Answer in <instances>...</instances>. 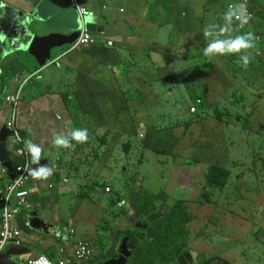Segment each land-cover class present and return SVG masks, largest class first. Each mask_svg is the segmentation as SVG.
<instances>
[{"label":"crops","instance_id":"1","mask_svg":"<svg viewBox=\"0 0 264 264\" xmlns=\"http://www.w3.org/2000/svg\"><path fill=\"white\" fill-rule=\"evenodd\" d=\"M32 1L34 0H0V106L4 110L5 118L3 120L6 122L9 119V114L5 107V96L14 93L22 85L25 93L29 90L24 98L26 102L21 101L20 104L18 125L23 138L32 140L43 150L39 162L33 163L35 169L49 167L54 171L55 168V173L52 172V175L46 180L40 179L37 182L29 183L32 192L31 200L39 208V216L42 219L46 217L48 220L44 219V221L51 225L49 235L34 231L28 226V212L13 209L15 216L13 224L21 229L22 237L26 242L20 246L9 244L4 250H11V245L15 249L24 248L27 250L26 254L13 259L16 264H25L29 258L39 254H44L55 261L70 256L75 243L85 239V235L78 232L83 217L90 216V222H92L91 215L93 213L86 211L88 203H85L80 196V193L84 192L80 185L87 180V174L69 176L65 160H68L67 158L71 155L68 154L61 163L63 148L57 147L53 143L56 135L67 134L72 130L71 125L66 124L56 127L58 122H56L55 116L57 119L60 118L59 121H62L67 112L69 116L79 113L74 109L72 103L66 105L63 96L69 95V100L75 103L81 99L82 103L90 104L83 108V111L88 114L98 117L109 112L114 114V107L106 102L114 103L118 100L115 95H109L103 91L104 89L107 91L106 88L109 86L111 88L113 79H110V70L113 71V77L117 78L118 85L121 87L127 83V88L130 87V84L129 79H125V75L127 71H130L133 79L130 81L137 82V86H139L140 79H145L151 84L158 102L161 93L157 90V85L169 83L170 86H173L179 82L175 58L177 59L178 55L188 54L189 49L184 45L188 46L196 38V35L191 32L193 27L189 21L183 17H179V19L177 17L179 12H182L178 7L187 5V0H79L83 5H88L89 18L92 19L93 24L98 26L99 33H91L96 45L89 49L69 52L57 59L52 58L48 66L41 68L28 51L12 50L2 44L6 38L1 34L9 31V26L12 23H15L16 26L24 25L22 18H19L20 13L33 14ZM64 1L69 4L68 0ZM194 1L196 2V0ZM254 1L256 7L253 1L252 5L255 9V17H257L264 11V0ZM182 14L190 15L186 11ZM257 23V25L253 23L249 30L254 27L256 32L253 34L254 37L262 36L264 39V24L259 19H257ZM221 27L223 25L220 26L218 32ZM224 28H228L234 36L232 29L235 28L229 19H227ZM235 31L239 32L237 28ZM50 33L52 32L46 31L44 34ZM203 38L204 36L202 40ZM184 41L190 42L186 44ZM181 50L185 51L181 52ZM198 51L200 52V50ZM101 60L105 61V66L99 63ZM52 67L57 69L55 75L50 71ZM89 72L91 74L96 72L93 75L95 78ZM83 73L90 76L86 77ZM123 80H126L125 83ZM52 84L57 86L54 91L49 90ZM87 93L88 95H86ZM124 95L125 98H128L127 102H130V95ZM138 97L139 95L134 94L132 102L139 104ZM79 111L83 113L82 110ZM103 130L101 129L99 132ZM7 144L11 152L16 147L15 142L10 138ZM0 165L2 164L0 163ZM81 166L83 167V164ZM57 169L61 171L57 172ZM80 175L83 177H79ZM64 177L69 178L68 184L61 182ZM71 180L79 185L74 186L73 192L76 196H72L73 193L69 187ZM52 181H55V186L53 189H49L48 185ZM0 184L5 187L8 180L2 179ZM75 200H77L76 204H73ZM108 205H110L109 202ZM94 207L97 206L94 205L93 209H95ZM103 207L108 208L107 205ZM118 208L121 209L119 214L122 210L126 211L127 203L125 201L119 203ZM97 210L100 215L104 211L101 206ZM88 211L90 212V209ZM164 212V209H161L163 215ZM2 213L3 205L0 203V231ZM257 215L264 217V207L259 209ZM257 221L261 224L257 222L255 232L250 235L241 232L231 239L234 242V247L228 243L218 244L221 241L218 236L213 237L216 238L217 243L213 238H203V241L200 242L198 240L201 237H194L188 249L183 253H192L193 257L191 256V258H193L194 264H200L201 259L204 260L202 264H209L208 262L215 259L221 260L218 264H264V219ZM197 226L194 224L192 229ZM216 229L215 226L214 230ZM97 232L99 229L94 231L95 234ZM114 241L117 242L116 239H113L107 243L104 255L100 258L99 255H96L97 248L95 247V256L89 264L101 261L109 250L116 249L118 243L116 244ZM236 246L243 247V251H235Z\"/></svg>","mask_w":264,"mask_h":264},{"label":"trees","instance_id":"2","mask_svg":"<svg viewBox=\"0 0 264 264\" xmlns=\"http://www.w3.org/2000/svg\"><path fill=\"white\" fill-rule=\"evenodd\" d=\"M188 1L189 0H187V4ZM227 2L228 0H217V2L213 4L210 3L214 8L216 6H219L216 11L220 13L215 14V12H212L214 13V15H217V18L212 25V27H214L215 29L211 31V37H213L214 35H218L219 28L216 29V27H220L222 25L224 27L227 23L228 18L224 13V10H226L225 8L227 7ZM86 6L88 5L86 4ZM186 11L188 12L187 9ZM202 12L205 15H201L200 12H197L198 16H195L197 18V21H200L199 18L202 19L206 16L207 13H209L205 12L204 10ZM261 14H264V11H262ZM179 16L180 18L183 17L185 19H188V17L183 15L182 12H179ZM191 27H193L194 30L196 28V24L193 23V26L191 25ZM249 31L250 30L239 31L234 34L233 38L236 35L250 33ZM263 43L264 39L261 44L253 42L254 47L248 50L247 53H254L255 55H257L256 52L257 50L261 49ZM247 53L242 52L239 54H230V57L232 59L230 60V62L232 63L234 69V73L232 72L233 74H237L240 69H243V77L247 79L243 82H245L246 87L249 88L246 90H248L249 92L248 94L250 101L253 100L251 107L247 109V107L245 106V111L238 112L236 110L233 111L227 106L222 107L220 105H215L217 103L215 100L223 94H226L229 91V88L224 86L225 77L219 69L221 67L218 64L209 63L210 67L206 69L202 68V71H200L198 74V82L201 92L199 94L193 95L195 101L191 105L197 108V113L194 114V116L190 117L192 119L184 125L180 123L174 126L176 135H172V139L175 143L173 146L174 149L172 150L173 156H176V154H178L177 156L187 157L186 154L181 151V148L176 149L179 145H177V140L178 137L182 135V131L188 136L189 141L192 140L190 137L193 138V136L195 135H201L206 132H209L212 135H226L227 138V134H225L224 128H229L232 125L236 126L241 123V127L248 134H253V131L250 127L251 117L257 115V109L260 110L261 100H264V54L262 56H257V59H250L249 57L250 62L247 67H244L243 62L240 60V57ZM219 57L227 59L224 55H220ZM104 60L106 61L107 59ZM104 60H101L99 62L102 66H105ZM238 62L242 64L240 65V67H237V65L239 64ZM110 71V79H113L111 88L109 86L106 88L107 91L105 89L103 91L104 93H107L109 95H115L116 99L118 100L114 103L110 101L106 103L114 107V115H116L119 120L114 121L116 120L114 117L113 120L109 122L106 121L107 127L104 131L99 133H96V131H98L99 129L96 130L93 128L101 126L103 124L102 119L104 118H102L101 120H96L94 126H91V130H93L95 134L94 139L96 144L94 145L92 143H88V141L86 143H77L73 140L72 144L74 145V148L62 149L64 153L63 155H61V163L64 159L67 158L68 154L71 155L69 156V158H67L68 160H65L66 171L68 172L69 176L72 174H87L86 169L90 167H98L100 169L98 174L96 173V171L95 173L93 172L95 176L94 179L90 178L89 180L91 181L87 182L86 180L84 182L87 184L80 185L82 191H84V189L88 190V192L80 193L81 199H83L85 202L89 201V194L97 191L100 188H103L105 192V188L110 185V194L113 195L112 200L109 202L111 208H114L116 205L118 206L119 203L125 201L127 203L129 211H134L138 215L139 219H146L150 214L157 212L161 208L164 209V215L157 221L152 223L148 227L146 234L143 236L142 234L144 231H140L135 228L131 229L132 224L130 223V220L128 218V212L122 210L120 211V214H118L120 217H122V221L121 228H118L117 230L119 232H121L122 229L124 230V236L122 237V239L125 237L128 238V247L133 251V256L131 257L130 264L175 263L179 256L186 249H188V247L190 246V242L195 237L196 234L192 232L191 229L192 226H194V224H196L197 222L203 221V227L208 229L210 231V234L214 230L215 226H219L220 224L224 223L230 228L231 232L228 234V236L232 239H234L238 233L245 232V230L243 229V222H249L247 219H249L251 213L254 212L255 214H257V212H259V209L264 207V203L262 202L264 198V186L262 184L255 185L254 182H251L248 177H245V173H238L239 175H237L233 171L229 164L234 165L235 163H232L229 156L225 158V155H227L226 149L229 145L228 142V144L226 143L224 150V161L222 163L224 164V166L217 163L210 165V167L207 169L205 168V165L201 175L199 176V179L195 181L196 189L192 191V195L188 200H172V203L169 204L167 203V195L151 194L144 191L145 189H143L142 187L138 190L132 191V187H130L132 182L130 181V179H124L127 184L125 186H128V191L125 195L122 196L123 192L121 193L120 187L117 189L116 183L113 185L110 182L100 183L98 181L97 177L99 176L100 172L104 168H110V160L113 158L116 152V149H111L116 136L121 138L122 135L126 134L137 135V130H134V127H139L137 119H145L146 117H148V108H151L157 103L154 90L151 88V84L147 80L140 79L139 86H137V82L130 81L132 79L131 73L130 71H127L125 79H129L130 87H126V80H123L125 84L120 87L118 85L117 78L113 77V71ZM95 73L96 72L91 74L89 72V74L93 78H95V76H93L95 75ZM83 74H85L86 77L90 76L87 73ZM133 92L136 96L139 95V104H137L136 102H132L134 99ZM233 92L234 89L231 93L232 95ZM124 94L130 95V102H127L128 98H125ZM86 95H88V93ZM246 95V93L245 95L242 94L241 98H246ZM63 98L66 100V105L72 103L74 109L79 113H82L79 110L83 111V108L85 106L90 105L82 103L81 99H79L75 103L72 100H69V95H65L63 96ZM137 105H139V108H137ZM210 106L214 107L213 117H210L207 113V109ZM252 110L253 112H251ZM260 111L263 112L264 110ZM82 114L84 115L87 124L89 125L88 113L83 111ZM73 115L76 114H72V116ZM237 118H239V121L237 120ZM75 119L77 118H74V120ZM74 128L76 129V127ZM177 130H179V134H177ZM219 130L221 131L217 133ZM119 144H121V148L125 150L126 154L128 152L127 156H129L131 148L134 147V144H132L130 141L121 143V140L118 143L117 147L119 146ZM90 148L93 150L92 154H88L87 150H90ZM190 154L191 150L189 155ZM261 155L264 156L263 154ZM81 164H83V167L81 166ZM122 172L126 174L128 172L127 168L123 167ZM79 177L83 176L80 175ZM107 177L108 175H106L104 179ZM128 182L130 185H128ZM94 205L95 204H91L92 208ZM96 206L97 207H94V212H92L93 214L91 215L92 222H90V216L87 217L89 219L83 217L82 220L88 225H92L95 231L103 228L104 231L110 232L111 234L114 228H110L109 221L105 219L107 212L103 211L100 215L97 210L100 205ZM254 208L257 209L254 210ZM238 218H240V221L237 220ZM81 240L89 241L90 244L95 247L93 243L86 237L85 239ZM151 247L152 250H150ZM220 261L221 260L215 259L208 263L218 264V262Z\"/></svg>","mask_w":264,"mask_h":264},{"label":"rangeland","instance_id":"3","mask_svg":"<svg viewBox=\"0 0 264 264\" xmlns=\"http://www.w3.org/2000/svg\"><path fill=\"white\" fill-rule=\"evenodd\" d=\"M229 1L231 0H228V2ZM252 1L254 6L256 7V2L254 0ZM215 2H217V0H196V2L194 0H189L187 5L178 7L182 12H185L186 8L189 9L188 13L190 15H186L188 17V19L186 20L189 21L192 26L193 23L196 24V28L191 31L192 34L196 35V38L193 39L188 46L184 45L185 48L189 49L188 54L178 55L177 59L175 58V60H177L176 68L179 72V82L177 84H174L173 86H170L169 83L157 85V90L161 93L160 99L154 106L148 108V117H146L145 119H137L139 127H134V130H137V135L126 134L122 135L121 138L116 136V139L111 148L116 149V152L113 158L110 160V168H104L100 172L97 179L100 183L110 182L113 185L116 183L117 189L120 187L121 193L123 192L122 196L125 195L128 191V186H125L127 184L124 179H130L132 183L130 185L128 182V185L132 187V191L138 190L142 187L143 189H145L144 191L151 194L167 195V203L169 204L172 203V200L190 199L192 191L196 189L195 181L199 179V176L201 175L205 165V168L207 169L210 167V165L217 163L224 166V164L222 163L224 161V150L227 142L229 143V145L226 149L227 155H225V158L229 156L232 163H235L234 165L229 164L233 171L237 175H239L238 173H245V177H248L249 180L251 182H254L255 185L262 184L264 186V156L261 155H264V111H260L264 110V100H261L260 110L257 109V115L251 117L250 127L253 131V134H248L241 127V123L236 126L232 125L229 128H224V132L225 134H227V138L226 135H212L209 132H206L201 135H195L193 136V138L190 137L192 140L189 141L188 136L182 131V135L178 137L177 145H179L176 149L181 148V151L184 152L187 157L177 156L178 154H176V156H173L172 154V150L174 149L173 146L175 144L172 139V135H176L174 126L180 123L184 125L192 119L190 117L194 116L189 113V108L195 101L192 96L201 92L198 82V74L200 71H202V68L206 69L210 67L211 63L218 64L221 67L219 68L221 73L225 77L224 86L229 88V91L226 94H223L215 100L217 102L215 105H220L222 107L227 106L233 111L236 110L238 112L245 111V106L248 109L252 105L253 100L250 101L248 94L249 92L248 90H246L249 88L246 87V83L243 82L247 80L245 79V77H243V69H240L237 74H233L234 69L232 63L230 62V60H232L230 57L231 55H224L227 58L225 59L219 57V54H202L204 53V49L212 40L216 38H233V34L229 31L228 28L226 36L218 37V35H214L213 37H205V29L210 33L215 29L214 27H212V25L214 24L217 15H214V13L212 12H215V14H220L216 11L219 6H216L214 8L212 5ZM203 10L209 13H207L206 16L202 19L199 18L200 21H197V18L195 17L198 16L197 12H200V14L202 15ZM177 17L179 19V14L177 15ZM257 19H259V21L264 24V14L260 16L258 15L254 18V25L258 24ZM218 28L220 27H216V29ZM235 29H232V32L234 34L237 33ZM249 32L252 34H256L254 27ZM203 36L204 38L202 40ZM189 42L190 41H184V43L186 44H188ZM68 49L69 48L54 50L52 58H59ZM198 50H200V52ZM259 50L262 51L263 55L264 43ZM183 51L185 50H181V52ZM247 55L250 57V59H257V55H255L254 53H247ZM240 65L242 64L239 63L237 67H240ZM229 66L231 71L229 70ZM50 71L54 75L57 73V69L55 67H52ZM56 88L57 86L55 84H52L49 90L54 91ZM233 89L234 92L232 95L231 93ZM28 92L29 90H27L26 93L24 91L21 98L22 102H26L24 98L27 96ZM243 92L247 94L246 98H241L242 94L245 95V93ZM251 112H253V110ZM207 113L210 117H213L214 107L210 106L207 109ZM76 114L77 116H69V113L67 112L65 118H62V121H59L60 118L57 119V116H55L56 122H58L56 124V127H62L64 126V124H66L71 125L70 127L72 129L74 127L77 128V126L80 129H87L89 136L88 143H92L94 145L96 144L94 139L95 134L94 131L91 130V126H94L96 120H101L102 118H104L102 119L103 124L101 126L93 128L96 130H105V128L107 127V122L113 120L114 117L116 119L114 121L119 120V118L111 112L104 114L101 117L93 116V114H88V125L82 113ZM74 118L77 119L74 120ZM238 119L239 118H237V120ZM74 121L77 123H75ZM99 130L96 131V133H99ZM220 131L221 130H219L217 133H219ZM179 133V130H177V134ZM141 135L143 137H141ZM120 140L121 143L130 141L132 144H134V147L131 148L129 156H127L128 152L126 154L125 150L121 148V144H119V146L117 147ZM190 150L191 154L189 155ZM87 151L88 154H92L93 152L91 148ZM123 167L127 168L128 172L126 174L122 172ZM95 171L98 174L100 169L98 167H90L86 169L87 182L91 181L89 180L90 178H95ZM106 175H108L109 178L107 177L104 179ZM81 184L83 185L87 183ZM76 185L78 184H75L71 180L69 187L73 193L72 196H76L75 192H73V190H75L74 186ZM84 192H88V190L84 189ZM89 198V201L85 202L88 203V205L86 206V211L88 213L94 212L91 204L100 205L104 209V211L107 212L105 219L109 221L110 228H114L111 234L107 231L104 232L103 228H100L99 232L95 234V229L94 227H92V225H88L83 220L80 222L78 232H82L85 237L93 243V245L97 248L96 255H99L100 258L104 255L105 247L107 243H109V241H113V239L122 240V237L124 236L123 229V232H119L117 230L118 228H121L122 217L118 215L119 210L121 209H119L117 205L115 206L116 208H110L111 206L108 205V202L112 200L113 195L104 192L103 188H100L97 191L89 194ZM74 199H76V197H74ZM76 201L77 200H75L73 204H76ZM262 202L264 203V198ZM102 205H107L108 208L103 207ZM257 208H254V210H256ZM79 209L81 210V207ZM88 209H90V212L88 211ZM128 210L129 208L126 210V212H128ZM114 211L116 212L114 213ZM44 219L48 220L46 217H44ZM259 219L263 221L264 217H261L252 212L249 216V219H247L249 222H243V229L245 230L246 235H250L251 233L256 231L258 222L257 220ZM237 220L240 221V218H238ZM195 226L197 227L195 229H191V231L196 234L195 237H201L198 241L202 242L203 238L211 239L218 236L219 240H221L220 242H218V244L228 243L231 247H234V242L231 240L232 238H229L228 236L231 230L226 224L222 223L219 226H216L217 229L213 230L211 235L210 231L203 227V221L197 222ZM213 239H215L214 242L217 243L216 238ZM242 248L243 247L236 246L234 250L237 252H242L244 249ZM150 250H152V247L150 248ZM203 262L204 260L201 259L200 264H202Z\"/></svg>","mask_w":264,"mask_h":264},{"label":"water","instance_id":"4","mask_svg":"<svg viewBox=\"0 0 264 264\" xmlns=\"http://www.w3.org/2000/svg\"><path fill=\"white\" fill-rule=\"evenodd\" d=\"M31 8L33 14L20 13L19 18H22L24 25L16 26L12 23L9 31L1 34L7 41H3L2 44L12 50L28 51L37 60L39 66L44 68L51 63L54 50L69 48L78 40L84 25L78 11L64 0H34ZM85 30L92 34L99 33L98 26L92 23L89 16L85 17ZM46 31L52 33L44 34ZM10 137L11 132L6 126L0 128V163L8 169L10 178L14 179L15 165L10 160L11 150L7 144ZM161 215L160 211L154 212L137 224L138 215L134 211L128 212L130 222L144 232ZM27 222L32 230L50 234L51 225L47 224L36 211L29 214ZM10 248L11 250H4L0 254V264H16L13 259L27 253L24 248L15 249L12 245ZM132 255V251L128 248V238H125L114 255L95 264H129ZM191 256L192 253H183L173 264H194Z\"/></svg>","mask_w":264,"mask_h":264},{"label":"built area","instance_id":"5","mask_svg":"<svg viewBox=\"0 0 264 264\" xmlns=\"http://www.w3.org/2000/svg\"><path fill=\"white\" fill-rule=\"evenodd\" d=\"M69 5L78 11L79 17L82 20V25H84L81 35L78 40L70 47L65 54L75 50L89 49L96 45V41L91 33L85 30V17L90 15V10L87 6L83 5L79 0H68ZM244 4L246 6V12L250 16L247 24L241 26L240 22L233 17L230 21L233 27L237 28L238 31L249 30L253 24L255 18V9L252 5V0H235L229 1L224 13L227 15L230 12V6L235 8L236 6ZM263 41L262 36H256L253 42L261 44ZM257 56L262 55L261 50H257ZM24 86H20L14 93L7 94L5 96V107L8 109L9 119L4 121L5 115H3V108L0 106V127L6 126L11 132V138L16 147L11 152V160L14 162L15 178L11 179L9 177L8 169L0 165V180L7 179L8 184L4 187L0 184V203L3 205L2 213V227L0 231V254L3 252L4 248L9 244H15L17 246L22 245L26 240L22 237V231L19 227L13 224L14 212L13 209L18 211L25 210L26 212H39V208L33 204L31 200V189L29 187L30 182H37L38 179L31 177L25 170L28 166L35 169L33 162L31 161V156L25 148L26 139L23 138L21 130L19 128V107L21 98L23 95ZM190 113H196V107L190 108ZM141 137H143L141 135ZM61 171V170H60ZM57 169V172H60ZM55 173V168L54 171ZM55 181L49 183V189H53L55 186ZM62 183L68 184L69 178L64 177L61 180ZM106 192H110V187L106 188ZM38 209V210H37ZM94 255V250L90 243L87 241H80L73 247V252L70 256L59 260H51L44 254H39L36 257L29 258L25 264H82L88 262L92 259Z\"/></svg>","mask_w":264,"mask_h":264},{"label":"clouds","instance_id":"6","mask_svg":"<svg viewBox=\"0 0 264 264\" xmlns=\"http://www.w3.org/2000/svg\"><path fill=\"white\" fill-rule=\"evenodd\" d=\"M233 17H235V19L240 22L241 26H243L244 24H247L248 21H249V19H250V16L247 14V12H246V6L244 4H240V5L236 6L235 8H233L232 6H230V12L227 14V18L229 20H231ZM226 33H227V29L224 28V27H221L220 32L218 33V37L225 36ZM204 35L207 38V37L212 36V33L208 32L205 29ZM254 38L255 37H254V35L252 33L236 35L234 38H232V37H228V38H225V39L216 38V39L212 40L207 45V47L204 49V54L205 55H209V54L226 55V54H239V53H242V52L243 53H247L248 50H250V49H252L254 47V44H253V39ZM66 52H64V53H66ZM240 60L243 62V66L244 67H247V65L250 62L249 56L247 54L241 56L240 57ZM23 92H24V88H23ZM192 107H195V106H190V108H192ZM190 108H189V110H190ZM196 110H197V108H196ZM189 113H190V111H189ZM196 113H190V114L191 115H194ZM88 138H89V136H88L87 129L76 128V129L70 130L67 134L56 135L54 137L53 143L57 147H62V148H65V149H72V148H74V145L72 144V141L73 140L76 141L77 143H86L88 141ZM24 143H25V148L27 149L28 153L31 156V161L33 163H38L39 162V159L42 156V151H43L42 148L38 144L34 143L32 140H26ZM10 160H11V158H10ZM25 170L28 172V174L31 177H33L34 179H38V180L39 179L46 180V179H48L52 175V169L49 168V167H41V168H39L37 170V169H32V168L26 166L25 167ZM107 187H110V185H108ZM105 192H106V188H105ZM106 193H111V191L110 192H106ZM160 210H158V211H160ZM37 213L39 214V212H37ZM162 216H163V214L161 215V217ZM142 220H145V219H142ZM131 224L133 226V227H131V229L132 228H135L134 227V224L133 223H131ZM137 230H140V229H137ZM143 234H146V231L143 232ZM125 238H123V239H125ZM122 240H120V241L117 240L118 247H116V249L109 250V252L107 253V255H105V257H103L104 259H102L101 261H104L107 258H109L110 256L114 255L117 252V250L119 249V246H120V243H121ZM81 241H86V240H81ZM87 242H89V241H87ZM76 243H78V242H76ZM91 247L94 250V255H93V257H94L95 256V249H94L95 247H93L92 245H91ZM132 253H133V251H132ZM93 257H92V259H93ZM92 259H90L88 262L82 263V264H89V262H91ZM130 260H131V258L129 259V264H130ZM101 261H99V262H101ZM96 263H98V262H96Z\"/></svg>","mask_w":264,"mask_h":264},{"label":"flooded vegetation","instance_id":"7","mask_svg":"<svg viewBox=\"0 0 264 264\" xmlns=\"http://www.w3.org/2000/svg\"><path fill=\"white\" fill-rule=\"evenodd\" d=\"M160 211H161V210H160ZM141 220H142V219H139V218H138V219H137V224L141 223ZM138 222H139V223H138ZM134 227H135L136 229H139V228H137V227L135 226V224H134Z\"/></svg>","mask_w":264,"mask_h":264}]
</instances>
